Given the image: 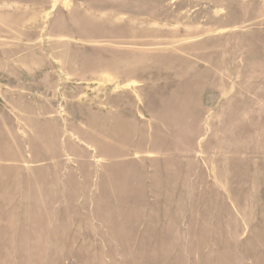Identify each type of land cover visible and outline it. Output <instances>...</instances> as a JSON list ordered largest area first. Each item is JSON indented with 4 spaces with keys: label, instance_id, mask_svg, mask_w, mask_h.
I'll return each instance as SVG.
<instances>
[{
    "label": "rangeland",
    "instance_id": "374dc122",
    "mask_svg": "<svg viewBox=\"0 0 264 264\" xmlns=\"http://www.w3.org/2000/svg\"><path fill=\"white\" fill-rule=\"evenodd\" d=\"M0 264H264V0H0Z\"/></svg>",
    "mask_w": 264,
    "mask_h": 264
}]
</instances>
